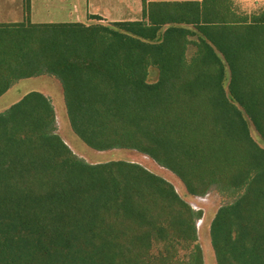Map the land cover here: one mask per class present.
<instances>
[{"label":"trees","instance_id":"16d2710c","mask_svg":"<svg viewBox=\"0 0 264 264\" xmlns=\"http://www.w3.org/2000/svg\"><path fill=\"white\" fill-rule=\"evenodd\" d=\"M143 14L0 24V94L18 79L54 76L90 148L142 153L194 196L241 190L211 221L216 264H264V148L249 129L264 142V9L144 1ZM198 216L138 163L78 158L41 93L0 112V264H203ZM181 243L192 250L177 260Z\"/></svg>","mask_w":264,"mask_h":264},{"label":"rangeland","instance_id":"374dc122","mask_svg":"<svg viewBox=\"0 0 264 264\" xmlns=\"http://www.w3.org/2000/svg\"><path fill=\"white\" fill-rule=\"evenodd\" d=\"M239 1L240 9L246 13L259 12L264 9V0H235ZM161 29L160 32H162ZM194 50V47L189 46L188 54ZM158 79V69L154 66L147 68V82H155ZM229 81V72L226 69L224 78V87L227 90ZM60 94L53 95V99H49L53 107L55 116V132L65 142V144L71 149V151L81 160L89 164H96L107 162L111 160H125L140 164L150 172L161 176L167 180L178 193V195L189 204L195 213H198V217L195 221L196 226V241L195 243L200 247L203 264H216L214 251L210 241V224L218 208L226 203L232 202L239 194L241 190H228L220 191L212 189L202 196H194L187 192L180 179L167 170L166 168L158 165L150 157L130 149H109V150H95L87 146L71 129L66 110L63 101V95L60 90ZM12 102L15 99H0V112L5 110L8 102ZM250 133L253 139L264 148V142L261 140L257 132L252 125H249ZM177 260H182L186 255L191 252V244L181 243L176 246ZM175 263V262H174Z\"/></svg>","mask_w":264,"mask_h":264},{"label":"crops","instance_id":"0c3cea01","mask_svg":"<svg viewBox=\"0 0 264 264\" xmlns=\"http://www.w3.org/2000/svg\"><path fill=\"white\" fill-rule=\"evenodd\" d=\"M144 1L201 3L203 0H0V24L80 22L89 25L147 21L143 14ZM231 2L232 7H236L237 13H240L242 10L237 3L239 1ZM94 16L98 18H93ZM60 90L63 95L62 86L57 78L40 74L15 80L0 94V99H15L8 102L5 106L7 109L30 92H39L46 99H53V95L60 94Z\"/></svg>","mask_w":264,"mask_h":264}]
</instances>
